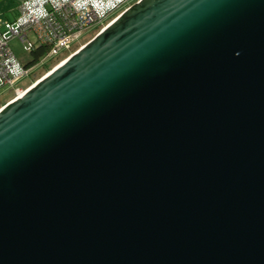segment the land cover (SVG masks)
<instances>
[{
    "label": "water",
    "instance_id": "95a60500",
    "mask_svg": "<svg viewBox=\"0 0 264 264\" xmlns=\"http://www.w3.org/2000/svg\"><path fill=\"white\" fill-rule=\"evenodd\" d=\"M0 264H264V0H140L2 106Z\"/></svg>",
    "mask_w": 264,
    "mask_h": 264
},
{
    "label": "built area",
    "instance_id": "2783aa9c",
    "mask_svg": "<svg viewBox=\"0 0 264 264\" xmlns=\"http://www.w3.org/2000/svg\"><path fill=\"white\" fill-rule=\"evenodd\" d=\"M138 1L22 0L14 18L0 17V98L6 93L12 94L9 102L21 97L46 75L32 80L41 69L53 62L57 67L83 47L72 52L84 32L104 25L100 33ZM14 39L22 42L27 58L17 55ZM25 79L32 82L25 86Z\"/></svg>",
    "mask_w": 264,
    "mask_h": 264
},
{
    "label": "rangeland",
    "instance_id": "374dc122",
    "mask_svg": "<svg viewBox=\"0 0 264 264\" xmlns=\"http://www.w3.org/2000/svg\"><path fill=\"white\" fill-rule=\"evenodd\" d=\"M110 20H111V18H110ZM110 20H108L107 23ZM103 26L104 25H102L101 27H103ZM101 27L93 28V29H90V30L84 32L82 34V36L80 37V39L74 45L72 52L75 51V50H78L81 46H84L94 36H96V34L99 32V29H101ZM11 45L14 48L15 52L17 53V55L19 57H21V58H27L28 57V52L26 51V49H25L24 45L22 44V42L19 41V39L12 40ZM70 53L67 52L66 53L67 56ZM55 66H56V64L54 62L48 64L43 69H41L38 72V74H36V76L32 80L36 81L37 79L41 78L42 76H44L45 74H47L50 70H52ZM32 80L25 79L24 80V83H25L24 85L25 86L29 85L32 82ZM11 96H12L11 93H6V94L2 95V97L0 98V101L2 102L0 108L9 102V98H11Z\"/></svg>",
    "mask_w": 264,
    "mask_h": 264
},
{
    "label": "crops",
    "instance_id": "0c3cea01",
    "mask_svg": "<svg viewBox=\"0 0 264 264\" xmlns=\"http://www.w3.org/2000/svg\"><path fill=\"white\" fill-rule=\"evenodd\" d=\"M22 0H0V17L14 18Z\"/></svg>",
    "mask_w": 264,
    "mask_h": 264
},
{
    "label": "trees",
    "instance_id": "16d2710c",
    "mask_svg": "<svg viewBox=\"0 0 264 264\" xmlns=\"http://www.w3.org/2000/svg\"><path fill=\"white\" fill-rule=\"evenodd\" d=\"M36 54H37V53H36ZM1 103H2V102L0 101V106H1Z\"/></svg>",
    "mask_w": 264,
    "mask_h": 264
}]
</instances>
